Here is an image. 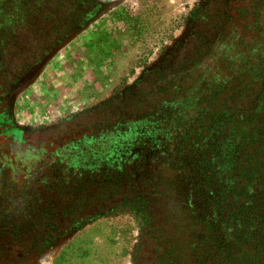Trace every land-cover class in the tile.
I'll list each match as a JSON object with an SVG mask.
<instances>
[{
  "label": "rangeland",
  "instance_id": "rangeland-1",
  "mask_svg": "<svg viewBox=\"0 0 264 264\" xmlns=\"http://www.w3.org/2000/svg\"><path fill=\"white\" fill-rule=\"evenodd\" d=\"M244 3L0 0V264H205L209 237L132 124L217 73Z\"/></svg>",
  "mask_w": 264,
  "mask_h": 264
},
{
  "label": "trees",
  "instance_id": "trees-1",
  "mask_svg": "<svg viewBox=\"0 0 264 264\" xmlns=\"http://www.w3.org/2000/svg\"><path fill=\"white\" fill-rule=\"evenodd\" d=\"M243 1L242 32L213 56L217 73H193L132 124L209 237L205 264H264V0ZM114 138L88 141V159L111 155Z\"/></svg>",
  "mask_w": 264,
  "mask_h": 264
}]
</instances>
